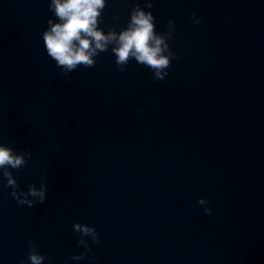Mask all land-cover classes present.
Wrapping results in <instances>:
<instances>
[{
    "label": "water",
    "instance_id": "95a60500",
    "mask_svg": "<svg viewBox=\"0 0 264 264\" xmlns=\"http://www.w3.org/2000/svg\"><path fill=\"white\" fill-rule=\"evenodd\" d=\"M135 7L167 45L161 80L114 44L65 71L48 0H0V144L19 190L45 187L18 205L0 172V264L29 239L43 264H264V0H105L98 28ZM73 223L98 235L80 260Z\"/></svg>",
    "mask_w": 264,
    "mask_h": 264
},
{
    "label": "clouds",
    "instance_id": "9594fccd",
    "mask_svg": "<svg viewBox=\"0 0 264 264\" xmlns=\"http://www.w3.org/2000/svg\"><path fill=\"white\" fill-rule=\"evenodd\" d=\"M105 0H48V7L55 17L48 20L47 28L41 33V40L46 54L65 71H71L78 65L92 66L98 51H103L109 44H114L112 52L115 62L120 65L129 58L143 64L153 71V78L161 80L167 74L169 56L164 52L167 45L161 36L155 34L153 16L150 12L135 7L130 13L128 25L118 33H104L98 28V17ZM150 7V4L148 5ZM193 23L199 22L195 13L190 14ZM169 23H173L169 20ZM24 164L22 155L4 144H0V172L7 179L5 186L10 188L9 195L18 205L32 206L45 200V187L29 184L26 190H19L16 180L8 168L17 169ZM198 205H206V199H198ZM204 213L210 208L204 207ZM72 231L79 234L77 245L85 251L68 257V260H80L88 250V240L95 243L98 239L95 227L84 223H73ZM86 237L88 239H86ZM28 252L21 264H43L45 255L36 251L32 240L26 241Z\"/></svg>",
    "mask_w": 264,
    "mask_h": 264
}]
</instances>
